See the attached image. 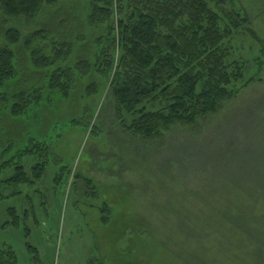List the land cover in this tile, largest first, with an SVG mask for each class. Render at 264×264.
Listing matches in <instances>:
<instances>
[{
	"label": "rangeland",
	"instance_id": "rangeland-1",
	"mask_svg": "<svg viewBox=\"0 0 264 264\" xmlns=\"http://www.w3.org/2000/svg\"><path fill=\"white\" fill-rule=\"evenodd\" d=\"M91 1L57 0L33 21L12 24L0 13L4 27L18 28L24 39L44 27L56 44L71 45L59 58L46 54L54 64L42 76L31 57L17 49L21 88L45 87L46 76L56 70H69L72 85L67 98L46 94L49 99L27 118L13 121L0 111V139L7 133L48 146L40 179L31 175L37 163L32 155L24 162L31 183L0 187V250L11 249L17 264H255L244 238L214 234L217 227L202 231V222L215 203L236 199V194L220 196L217 191L228 189L262 147L264 0H225L220 9L247 18L224 42L230 71L243 67L244 80L233 86L235 96L196 130L175 127L161 143L134 138L122 125V119L131 117L115 113L111 78L107 82L98 72L106 34L88 21ZM113 11L116 21L120 16ZM82 60L89 65L85 75L75 68ZM251 78L255 81L244 85ZM205 146L208 150L197 158ZM207 179L213 190L209 196L202 191ZM256 195L258 200L245 202L244 211L259 219L262 228L264 196ZM184 213H190L187 225L180 221ZM261 257L264 264V251Z\"/></svg>",
	"mask_w": 264,
	"mask_h": 264
},
{
	"label": "trees",
	"instance_id": "trees-1",
	"mask_svg": "<svg viewBox=\"0 0 264 264\" xmlns=\"http://www.w3.org/2000/svg\"><path fill=\"white\" fill-rule=\"evenodd\" d=\"M56 2L0 0V13L2 19L11 24L21 19L33 21L43 8L52 7ZM225 4V0L213 3L210 0L90 2L88 21L92 28L103 27L106 34L102 40L106 47L100 54L98 72L107 82L111 78L109 88L115 113L118 117H122V113L131 117L128 122L120 119L124 129L134 138L160 142L175 127L196 130L200 121L216 116L235 96L237 91L233 86L244 80L243 67L236 66L235 72L230 71L229 51L224 42L233 32L243 28L247 18L233 9L223 13L220 9ZM113 9L120 16L116 21L111 18ZM4 25L0 21V111L14 121L27 118L33 108L49 99L46 94L67 98L72 88L69 70H56L46 76L45 87L22 89L17 49H23L31 57L36 73L42 76L43 71L54 64L46 54L55 53L59 58L62 53L70 52L71 45L62 43L59 46L44 27L24 39L18 28ZM248 35L259 43L252 32ZM75 68L82 75L89 71L85 60L78 61ZM254 81L251 78L244 85ZM259 141L262 146L259 156L251 155L250 163L244 165L245 171H241L230 187L217 191L220 196L236 194V199L223 201L221 208L218 205L222 203H215L210 215L202 222V231L217 227L214 234L223 232L224 236L235 234L244 238L252 247L255 264H261L264 227H260L259 219L247 215L244 207L245 202L258 200L256 194L259 193V198L264 196V137ZM192 146L196 148L195 144ZM206 150L207 147L200 149L196 157L200 159ZM32 155L37 163L31 168V175L38 180L47 166V144L33 137L21 139L6 133L0 139V187L6 189L31 183L24 162ZM7 171H12L11 175L3 177ZM87 183L92 184L86 180ZM202 191L208 196L213 191L208 179ZM197 197L200 198V194ZM207 200L201 198L210 206ZM189 216L190 213H184L180 217L181 223L187 225ZM105 221L107 223V217ZM27 249L35 251L29 246ZM35 262L40 264L38 260ZM0 264H17L15 253L9 248L0 250Z\"/></svg>",
	"mask_w": 264,
	"mask_h": 264
}]
</instances>
